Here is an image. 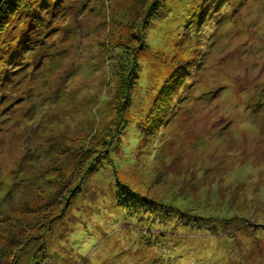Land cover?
<instances>
[{"label":"rangeland","instance_id":"obj_1","mask_svg":"<svg viewBox=\"0 0 264 264\" xmlns=\"http://www.w3.org/2000/svg\"><path fill=\"white\" fill-rule=\"evenodd\" d=\"M18 1L0 264H264V0Z\"/></svg>","mask_w":264,"mask_h":264},{"label":"trees","instance_id":"obj_2","mask_svg":"<svg viewBox=\"0 0 264 264\" xmlns=\"http://www.w3.org/2000/svg\"><path fill=\"white\" fill-rule=\"evenodd\" d=\"M153 4H155V2L153 3ZM153 7V6H152ZM22 9V4L18 1V0H5L2 4H1V7H0V32H2V31H4L5 30V28H4V26L7 28V26L9 25V23H10V20L11 19H13L12 17L13 16H15V14H17V13H22V14H24L25 12H21L20 10ZM150 9H151V7H150ZM16 10V12H15V14L14 15H12V13H13V11H15ZM23 11H25V10H23ZM27 11H29V10H27ZM31 11V10H30ZM153 12V11H152ZM34 14H37L36 12L34 13ZM153 14V13H152ZM7 25V26H6ZM177 77L176 78H174L173 79V81L171 82V83H168V84H166L164 87H163V94H162V96L164 97V100H166L167 99V101L169 102V101H173V94L175 93V91H177V86H179V83L180 82H182V79H181V76H182V74L180 73L179 75H176ZM170 82V81H169ZM170 84V85H169ZM128 93V92H127ZM129 94V93H128ZM117 135H118V132H117ZM116 135V136H117ZM116 136L114 137V138H116ZM113 138V139H114ZM111 140V139H110ZM110 143V142H109ZM107 151H108V153H109V155H110V152H112L113 151V147H112V145H110L109 146V144H108V146H107ZM108 158V157H107ZM111 159V158H110ZM112 161H113V159L110 161V163H112ZM113 164V163H112ZM81 166V165H80ZM92 167H94V162H90V164H89V166H88V169H90V170H93L92 169ZM118 167V166H117ZM117 167H115V168H117ZM80 168V167H79ZM78 168V169H79ZM76 169V168H75ZM77 172H78V170H77ZM76 172V173H77ZM89 172V171H88ZM87 174V173H86ZM85 174V175H86ZM84 175V176H85ZM83 179H84V177L82 178V177H80V183L79 184H77L75 187H72L73 189H72V191H71V193L69 194V196L67 197V199L65 198V201L66 202H69L70 200H68L70 197H71V195H73V191H75V192H77L78 190H80L82 187L81 186H83ZM119 182V186H118V189L119 190H123V188H121V185H122V187H123V185L124 184H122V181L120 180H118L117 181V183ZM67 196V195H66ZM72 198V197H71ZM62 200V202H63V199H61ZM66 202L65 203H62L63 205H65L66 204ZM213 207L214 206H211V205H209V207H208V209L206 210V209H204V210H197V211H200V212H202V213H207L206 215H212V213H213V215H215L214 213L215 212H213L212 211V209H213ZM195 209V208H194ZM196 210V209H195ZM206 210V211H205ZM227 213H229L228 211H227ZM205 216V215H204ZM228 216H225V219L226 220H229L230 218H227ZM210 219H214V218H210ZM217 220V218H215V221ZM213 223V222H212Z\"/></svg>","mask_w":264,"mask_h":264},{"label":"water","instance_id":"obj_3","mask_svg":"<svg viewBox=\"0 0 264 264\" xmlns=\"http://www.w3.org/2000/svg\"><path fill=\"white\" fill-rule=\"evenodd\" d=\"M5 0H0V7H1V4L4 2Z\"/></svg>","mask_w":264,"mask_h":264},{"label":"bare ground","instance_id":"obj_4","mask_svg":"<svg viewBox=\"0 0 264 264\" xmlns=\"http://www.w3.org/2000/svg\"><path fill=\"white\" fill-rule=\"evenodd\" d=\"M182 89V88H181ZM149 130V129H148ZM147 136V135H146Z\"/></svg>","mask_w":264,"mask_h":264}]
</instances>
